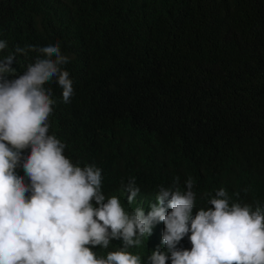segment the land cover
Listing matches in <instances>:
<instances>
[{
  "label": "trees",
  "instance_id": "obj_1",
  "mask_svg": "<svg viewBox=\"0 0 264 264\" xmlns=\"http://www.w3.org/2000/svg\"><path fill=\"white\" fill-rule=\"evenodd\" d=\"M0 40V59L57 43L69 57L70 102L54 80L44 85L55 101L49 134L74 165L100 168L105 196L126 211L147 214L177 177L182 190L194 182L193 216L220 188L230 204L264 207V0H0ZM39 56L15 54L5 78ZM131 178L140 193L128 204ZM163 229L129 249L142 264L163 250Z\"/></svg>",
  "mask_w": 264,
  "mask_h": 264
},
{
  "label": "clouds",
  "instance_id": "obj_2",
  "mask_svg": "<svg viewBox=\"0 0 264 264\" xmlns=\"http://www.w3.org/2000/svg\"><path fill=\"white\" fill-rule=\"evenodd\" d=\"M6 47L0 40V51ZM29 51L40 56L25 72L6 79L15 71V54ZM67 63L58 43L17 47L0 59V264H142L141 255L129 249L139 248L159 223L164 248L143 264H264L259 203L255 208L230 204L220 188L208 196L211 207L193 216L194 182L189 177L182 190L177 177L171 187L159 186L147 214L142 206L129 212L118 196H105L100 168L74 165L64 155L66 145L49 134L55 101L44 85L54 80L63 102H70L72 81L62 67ZM26 149L30 153L24 156ZM123 190L128 204L140 193L135 178ZM112 240L122 246L104 256L92 250L108 249Z\"/></svg>",
  "mask_w": 264,
  "mask_h": 264
},
{
  "label": "rangeland",
  "instance_id": "obj_3",
  "mask_svg": "<svg viewBox=\"0 0 264 264\" xmlns=\"http://www.w3.org/2000/svg\"><path fill=\"white\" fill-rule=\"evenodd\" d=\"M30 153V152H29Z\"/></svg>",
  "mask_w": 264,
  "mask_h": 264
}]
</instances>
